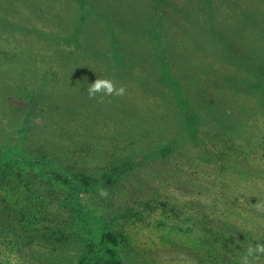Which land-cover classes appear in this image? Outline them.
<instances>
[{"label": "rangeland", "instance_id": "374dc122", "mask_svg": "<svg viewBox=\"0 0 264 264\" xmlns=\"http://www.w3.org/2000/svg\"><path fill=\"white\" fill-rule=\"evenodd\" d=\"M257 205L264 0H0V264H241Z\"/></svg>", "mask_w": 264, "mask_h": 264}, {"label": "clouds", "instance_id": "9594fccd", "mask_svg": "<svg viewBox=\"0 0 264 264\" xmlns=\"http://www.w3.org/2000/svg\"><path fill=\"white\" fill-rule=\"evenodd\" d=\"M87 92L90 99L95 98L97 94H101L99 102L103 103L104 97L124 96L126 88L123 85L117 88L115 81L112 79L97 77L89 84ZM99 193L102 197L106 198L108 196L107 189L100 188ZM257 210L264 211V205H257ZM262 254H264V244H256L255 246L250 245L241 258V264H255V261L258 260Z\"/></svg>", "mask_w": 264, "mask_h": 264}, {"label": "trees", "instance_id": "16d2710c", "mask_svg": "<svg viewBox=\"0 0 264 264\" xmlns=\"http://www.w3.org/2000/svg\"><path fill=\"white\" fill-rule=\"evenodd\" d=\"M104 237L113 244L117 242L116 236L111 232L106 233ZM9 253L10 250L8 252L5 250L1 251L3 257L9 255ZM89 264H124V262L115 248H108L102 256H96L90 259Z\"/></svg>", "mask_w": 264, "mask_h": 264}]
</instances>
